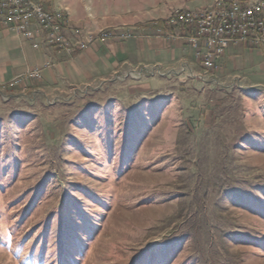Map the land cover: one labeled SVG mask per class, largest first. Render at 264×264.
<instances>
[{
  "label": "rangeland",
  "instance_id": "rangeland-1",
  "mask_svg": "<svg viewBox=\"0 0 264 264\" xmlns=\"http://www.w3.org/2000/svg\"><path fill=\"white\" fill-rule=\"evenodd\" d=\"M43 2L81 37L214 4ZM148 71L0 87V264H264V78Z\"/></svg>",
  "mask_w": 264,
  "mask_h": 264
},
{
  "label": "crops",
  "instance_id": "crops-1",
  "mask_svg": "<svg viewBox=\"0 0 264 264\" xmlns=\"http://www.w3.org/2000/svg\"><path fill=\"white\" fill-rule=\"evenodd\" d=\"M47 5L50 8L52 6L49 3ZM172 9L157 10L151 14L150 19H164L175 11ZM77 27L78 23L69 17L64 33L73 46L82 35L81 32V35H75V31L79 30ZM32 42L22 39L0 24V87H35L33 93H51L72 87L76 90L77 86H87L89 82L103 79L106 75L118 76L125 72L123 76H127L136 72V69L140 72L155 70L167 73L184 65L189 71L199 70L193 50L184 39L167 41L153 35L140 34L124 40L115 38L93 43L85 50L71 54L47 48L41 38L36 41L40 44L37 49L32 47ZM217 63L223 72L233 77L264 78V45L256 49L246 45H231ZM33 69L41 70L40 80L16 82Z\"/></svg>",
  "mask_w": 264,
  "mask_h": 264
},
{
  "label": "built area",
  "instance_id": "built-area-1",
  "mask_svg": "<svg viewBox=\"0 0 264 264\" xmlns=\"http://www.w3.org/2000/svg\"><path fill=\"white\" fill-rule=\"evenodd\" d=\"M0 24L22 39L33 41L35 49L39 48L36 41L41 38L47 48L68 54L85 50L93 43L132 37L123 31L92 32L83 35L73 46L64 33L68 21H62L60 10L47 9L43 0H0ZM157 25L154 36L167 41L184 39L191 47L199 65L197 76L214 73L219 69L217 60L229 46L257 48L264 45V0H214L211 8L177 9ZM75 35H81L80 31L76 30ZM40 79L41 70L33 69L16 82Z\"/></svg>",
  "mask_w": 264,
  "mask_h": 264
},
{
  "label": "trees",
  "instance_id": "trees-1",
  "mask_svg": "<svg viewBox=\"0 0 264 264\" xmlns=\"http://www.w3.org/2000/svg\"><path fill=\"white\" fill-rule=\"evenodd\" d=\"M176 32H177V31H174V33H176ZM152 33H153V32H152ZM147 35H148V33H147ZM149 35H150V34H149ZM29 88H32V87H29ZM29 88H28V89H29ZM31 90H33V88H32ZM32 92H33V91H32Z\"/></svg>",
  "mask_w": 264,
  "mask_h": 264
},
{
  "label": "bare ground",
  "instance_id": "bare-ground-1",
  "mask_svg": "<svg viewBox=\"0 0 264 264\" xmlns=\"http://www.w3.org/2000/svg\"><path fill=\"white\" fill-rule=\"evenodd\" d=\"M60 15H61V17H62V21H64V20H63V17H64V16H63L61 13H60Z\"/></svg>",
  "mask_w": 264,
  "mask_h": 264
}]
</instances>
